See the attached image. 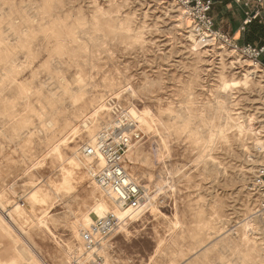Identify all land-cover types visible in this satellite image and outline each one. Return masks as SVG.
Wrapping results in <instances>:
<instances>
[{"label":"rangeland","instance_id":"1","mask_svg":"<svg viewBox=\"0 0 264 264\" xmlns=\"http://www.w3.org/2000/svg\"><path fill=\"white\" fill-rule=\"evenodd\" d=\"M229 39L175 0H0V264H264V65ZM113 101L140 120L122 216L80 157Z\"/></svg>","mask_w":264,"mask_h":264},{"label":"built area","instance_id":"2","mask_svg":"<svg viewBox=\"0 0 264 264\" xmlns=\"http://www.w3.org/2000/svg\"><path fill=\"white\" fill-rule=\"evenodd\" d=\"M185 14L188 15L197 33L206 32L212 37L222 38L230 44L228 35L214 29V19L210 14L212 0H175ZM248 15L246 23L251 21ZM242 55L248 57L256 65H264V44L246 43L239 46L232 45ZM114 120L106 124L97 134L95 141L81 148L80 157L85 160L84 166L92 181L112 201L125 208L139 210L143 208L145 196L144 187L128 171L126 166V152L133 135L126 132L129 127H136L133 120L118 101L110 103ZM134 135H138V131ZM103 160V164H100ZM120 224V219L114 213H107L82 231L83 248L86 252L93 251L99 244L100 236L112 232Z\"/></svg>","mask_w":264,"mask_h":264},{"label":"crops","instance_id":"3","mask_svg":"<svg viewBox=\"0 0 264 264\" xmlns=\"http://www.w3.org/2000/svg\"><path fill=\"white\" fill-rule=\"evenodd\" d=\"M217 29L238 44H264V0H212ZM248 15L252 20L246 23ZM264 57L262 58L263 62ZM27 259L26 256H23ZM7 264H16L15 260Z\"/></svg>","mask_w":264,"mask_h":264},{"label":"bare ground","instance_id":"4","mask_svg":"<svg viewBox=\"0 0 264 264\" xmlns=\"http://www.w3.org/2000/svg\"><path fill=\"white\" fill-rule=\"evenodd\" d=\"M181 7V6H180ZM185 12V11H184ZM195 29V28H194ZM196 31V30H195ZM203 33H206V32H203ZM207 34V33H206ZM207 35H209V37H211V34H207ZM255 65V64H254ZM256 67L258 68V66L256 65ZM252 70V69H251ZM249 72V71H248ZM128 113H129V115H131L132 117H134L135 118V120L137 121V122H139L140 123V120H139V117L137 116V114L135 115L134 113H132L130 110L128 111ZM142 120V119H141ZM138 126H140L139 124H138ZM131 130H132V127H129V128H127L126 129V132H131ZM130 145H132V144H130ZM130 147V146H129ZM129 149V148H128ZM128 151V150H127ZM127 153V152H126ZM74 161L77 163V160L74 158ZM100 164H103V160H100ZM146 200H148L149 201V199L148 198H146ZM116 206H118V208L120 209V213L118 214V216H122L124 213H127V212H131V210H133L132 208H125V207H121V206H119V205H116ZM105 209H104V205L103 204H100V205H98L97 206V208H96V211L97 212H100V214H102L103 215V213H102V211H104ZM93 218V217H92Z\"/></svg>","mask_w":264,"mask_h":264},{"label":"water","instance_id":"5","mask_svg":"<svg viewBox=\"0 0 264 264\" xmlns=\"http://www.w3.org/2000/svg\"><path fill=\"white\" fill-rule=\"evenodd\" d=\"M263 63H264V59H263Z\"/></svg>","mask_w":264,"mask_h":264}]
</instances>
